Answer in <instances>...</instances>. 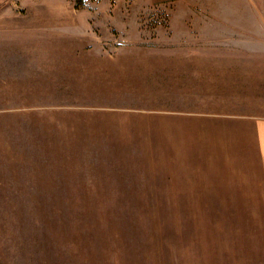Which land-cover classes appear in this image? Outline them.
I'll return each mask as SVG.
<instances>
[{
	"label": "rangeland",
	"instance_id": "obj_1",
	"mask_svg": "<svg viewBox=\"0 0 264 264\" xmlns=\"http://www.w3.org/2000/svg\"><path fill=\"white\" fill-rule=\"evenodd\" d=\"M217 13L264 14V0H0V264H183L174 225L263 203L167 191L153 176L177 165L152 164L164 85L94 77L93 46L151 53L183 18Z\"/></svg>",
	"mask_w": 264,
	"mask_h": 264
},
{
	"label": "crops",
	"instance_id": "obj_2",
	"mask_svg": "<svg viewBox=\"0 0 264 264\" xmlns=\"http://www.w3.org/2000/svg\"><path fill=\"white\" fill-rule=\"evenodd\" d=\"M190 19L175 26L174 43V35L166 37L151 53L136 46L113 57L93 46L94 77L112 76L116 68L164 85L165 95L152 98L167 100L168 111L161 112L169 117L161 124L167 135L155 144L152 164L177 165L178 171L153 176L167 191H264V14ZM260 202L248 207L247 219L201 215L172 225L183 264H264V192Z\"/></svg>",
	"mask_w": 264,
	"mask_h": 264
}]
</instances>
